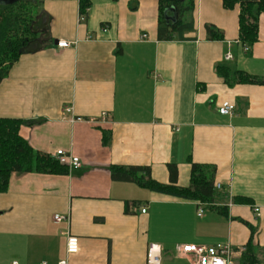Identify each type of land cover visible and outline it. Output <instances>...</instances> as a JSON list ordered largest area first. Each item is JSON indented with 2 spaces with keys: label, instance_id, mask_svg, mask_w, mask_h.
Instances as JSON below:
<instances>
[{
  "label": "crops",
  "instance_id": "1",
  "mask_svg": "<svg viewBox=\"0 0 264 264\" xmlns=\"http://www.w3.org/2000/svg\"><path fill=\"white\" fill-rule=\"evenodd\" d=\"M37 2L51 42L20 55L2 79L0 118L24 121L19 135L34 151L61 149L81 167L10 173L0 192V264H146L150 244L161 264H185L181 245L224 243L238 264L251 238L264 264V84L234 74L264 79V12L246 51L239 7L222 0H193L191 29L172 40L157 39L158 0H90L85 20L78 0ZM224 101L231 115L218 113ZM193 165L211 183L210 202L110 172L136 167L142 181L193 188ZM68 234L78 238L75 254L65 252Z\"/></svg>",
  "mask_w": 264,
  "mask_h": 264
},
{
  "label": "trees",
  "instance_id": "2",
  "mask_svg": "<svg viewBox=\"0 0 264 264\" xmlns=\"http://www.w3.org/2000/svg\"><path fill=\"white\" fill-rule=\"evenodd\" d=\"M222 3L231 9L236 5L239 7L238 40L248 51L258 40V19L264 12V0H222ZM36 6L37 0L0 3V82L7 76L9 69L20 55L38 51L51 42L41 23L36 22V12L34 13ZM89 7L90 0H78V11L82 20L86 19ZM169 7L174 8L176 15L172 23H167L165 19V11ZM158 10L157 39H180L184 31L191 29L187 15L193 11V0H158ZM210 28L207 26L208 30H211ZM219 74L226 81L230 80V73L225 68H220ZM234 74L239 81L264 84V79L248 75L243 71L238 70ZM23 123L25 122L20 119L0 118V192L6 189L8 177L13 172L66 174L69 171L66 165L60 164L53 156L34 151L30 147L19 135V127ZM137 169L139 168L111 167V177L116 181H134L162 194L210 202L211 183L204 176L196 174V165L192 168L193 188L161 185L150 179L142 181L135 175ZM238 264H258L252 238L245 244Z\"/></svg>",
  "mask_w": 264,
  "mask_h": 264
},
{
  "label": "built area",
  "instance_id": "3",
  "mask_svg": "<svg viewBox=\"0 0 264 264\" xmlns=\"http://www.w3.org/2000/svg\"><path fill=\"white\" fill-rule=\"evenodd\" d=\"M82 20V17L79 16ZM143 37L145 35H142ZM71 43L65 40L56 42L58 47H68ZM246 50V48L244 47ZM225 58H230V55H226ZM70 108H65L66 112H69ZM218 113L221 115H231L234 111V106L228 101L222 102L218 109ZM104 114H102V117ZM60 164H64L68 167V170L77 169L81 167V162L78 157L65 153L63 150L58 149L54 152L53 156ZM219 187V186H217ZM255 214H259V208L253 207ZM141 212H145V208L141 209ZM202 213V209L198 210L197 215ZM67 217L55 214L53 219L55 221H61ZM78 251V238L72 234L67 235L65 252L67 255L75 254ZM179 255L186 260L185 264H234L231 259L232 248L228 243L214 244V245H202V244H183L178 249ZM12 264H17L15 261ZM41 264H45L44 262ZM57 264H68L66 259L59 260ZM146 264H161V250L157 244H150L146 254Z\"/></svg>",
  "mask_w": 264,
  "mask_h": 264
},
{
  "label": "flooded vegetation",
  "instance_id": "4",
  "mask_svg": "<svg viewBox=\"0 0 264 264\" xmlns=\"http://www.w3.org/2000/svg\"><path fill=\"white\" fill-rule=\"evenodd\" d=\"M166 17H167V19H166ZM175 15H174V12H171V11H168L167 13H166V16H165V19H166V22L167 23H172V22H174L175 21Z\"/></svg>",
  "mask_w": 264,
  "mask_h": 264
},
{
  "label": "water",
  "instance_id": "5",
  "mask_svg": "<svg viewBox=\"0 0 264 264\" xmlns=\"http://www.w3.org/2000/svg\"><path fill=\"white\" fill-rule=\"evenodd\" d=\"M15 1H17V0H0V3H13ZM168 11L174 12V15H175V11H174L173 7H169L168 9H166L165 13H167ZM166 19H167V17H166Z\"/></svg>",
  "mask_w": 264,
  "mask_h": 264
},
{
  "label": "rangeland",
  "instance_id": "6",
  "mask_svg": "<svg viewBox=\"0 0 264 264\" xmlns=\"http://www.w3.org/2000/svg\"><path fill=\"white\" fill-rule=\"evenodd\" d=\"M37 3H38V2H37ZM35 12H37L36 7L34 8V13H35ZM34 13H33V14H34Z\"/></svg>",
  "mask_w": 264,
  "mask_h": 264
}]
</instances>
